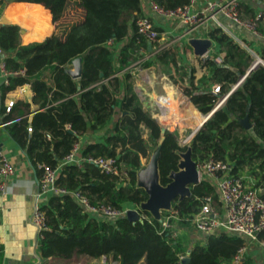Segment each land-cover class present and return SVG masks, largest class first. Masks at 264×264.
<instances>
[{
    "label": "trees",
    "instance_id": "trees-1",
    "mask_svg": "<svg viewBox=\"0 0 264 264\" xmlns=\"http://www.w3.org/2000/svg\"><path fill=\"white\" fill-rule=\"evenodd\" d=\"M17 1L35 2L20 3L9 10L15 21L27 26V38L35 40L46 35L52 27L50 16L55 29L43 40L22 44L17 24L0 23V52L10 72L7 82L1 84V98L19 85L28 84L32 91L30 100L18 99L8 111L1 105L3 128L23 150L39 177L38 164L57 168L80 135L87 129L105 126L119 102L120 116L114 122L113 132L103 141L87 144L80 155L114 157L121 164L120 173L103 172L87 161L81 165L69 162L58 170L57 183L69 190H81L93 204H133L139 213L136 220L126 216L99 219L70 193H51L47 202L41 204L48 225L40 243L41 256L45 260H70L80 255H104L117 264H183L182 256H189L186 264L229 261L244 243L238 234L219 228L207 233L203 244L192 245L173 236L177 227L191 224L190 218L203 195L214 192L217 201L216 187L211 181L201 180L191 185L189 196L173 199L175 218L168 217L167 227L163 226V218L159 220L140 207L147 198L146 191L136 185L141 159L148 158L159 146V182L165 185L171 180L169 174L178 169L179 151L184 148L174 130L162 132V124L142 107L128 69L135 65L159 66L172 82L183 86V93L197 110L208 113L245 74L247 54L223 63L212 56L200 59L199 67L205 70L202 77L209 75L219 84V90L214 91L195 83L194 68L181 70L176 46L150 53L149 43L135 23L141 16L142 0H76L82 10L81 18L64 29H60L59 20L73 0ZM154 1L168 8L188 3ZM209 36L217 43L240 49L220 27L212 29ZM76 57L81 59V73L73 78L67 68ZM137 60L140 61L133 64ZM178 72L180 76H176ZM243 116L252 124L248 129L239 122ZM190 149L194 160L213 157L229 162L232 173L237 175L243 165L249 164L254 168L256 184L264 182L263 63L254 67L194 132ZM263 236L264 228L258 232L259 238ZM2 259L0 247V264Z\"/></svg>",
    "mask_w": 264,
    "mask_h": 264
},
{
    "label": "built area",
    "instance_id": "built-area-1",
    "mask_svg": "<svg viewBox=\"0 0 264 264\" xmlns=\"http://www.w3.org/2000/svg\"><path fill=\"white\" fill-rule=\"evenodd\" d=\"M148 7L150 13L138 16L135 23L138 32L143 34L151 45L149 50L151 54L163 47H167L156 46L160 32L152 19L153 15H159L167 20H179L190 28L200 25L209 16L215 21H218L219 16H223L238 26L248 30L255 36H262L260 30L262 21L261 11H256L251 16L245 17L241 12L239 0H188V3L175 8H168L158 4L154 0H149ZM256 60L261 59L257 57L254 61ZM0 68L1 73L6 77V83L7 75L10 72L5 68L3 61L0 64ZM213 90L218 91L219 84H216ZM227 94L218 99L213 109H216L223 103ZM138 95L141 100L147 101L148 96H144L141 89ZM180 98L184 106L190 107L191 102L188 96L181 94ZM13 102V100L8 102L6 110H9ZM158 105V112L156 115L158 119H156L161 121L162 116L168 115V113L164 114L163 111H166L167 108L160 106L159 103ZM207 114L208 113H200V116H196L197 124L195 128L188 135L184 137L181 136L180 145L183 143H190L194 132L208 118ZM183 119L182 116L176 121L168 119L164 124H166L165 126L169 130H176L177 123ZM28 129L31 130V127H28ZM79 149V143L75 142L70 151L64 156L62 164L75 162L81 165L84 161H87L98 166L103 172L111 174L120 173L121 164H119L114 157L92 155L83 157L78 154ZM195 164L198 170L199 182L206 179L215 185L217 191L216 202H218L223 209L224 217L222 218L218 215L217 205L213 195L205 194L200 198L197 211L190 218L191 225L198 231H202L206 234L222 228L231 234H238L244 238V243L237 249L232 258L227 261L228 264H241L247 240L258 241L264 250V236L262 238L258 237V232L264 228V182L256 184V182L252 181L248 183L241 174L237 175L232 173V166L229 162L217 160L213 157L204 159L201 162L195 161ZM37 166L41 170V174L38 177L37 196L43 193H70L85 210L108 218L125 216L127 210L131 209L130 206L115 207L107 203L93 204L81 190H69L66 187L60 186L57 183V168H53L46 163H40ZM13 173L14 166L0 148V194L6 191L7 180ZM169 216L175 218V211L163 218L164 227L169 226L167 222ZM29 218L30 222L35 227L38 238L41 240L43 238V232L48 228V225L40 203L35 202ZM173 236H178L177 228L174 230ZM101 261L102 264H117L113 260L110 261L109 258L104 255L101 256Z\"/></svg>",
    "mask_w": 264,
    "mask_h": 264
},
{
    "label": "crops",
    "instance_id": "crops-1",
    "mask_svg": "<svg viewBox=\"0 0 264 264\" xmlns=\"http://www.w3.org/2000/svg\"><path fill=\"white\" fill-rule=\"evenodd\" d=\"M149 0H142L141 2V15L149 14L148 7ZM240 9L243 16H251L256 11H261L262 21L260 24V30L262 36L258 37L249 32L248 30L238 26L229 19L219 16L218 21H215L212 17H207L200 25L190 28L186 24L179 20H167L159 15H153L152 19L160 29H167L175 35L188 39L189 37H210L209 32L215 27H220L239 47L247 53L254 52L257 57L261 59L264 64V58L261 56L264 54V0H239ZM35 3L28 1L7 0L0 3V23H15L20 28L27 31V26L23 25L20 21H15L10 15V9L20 3ZM51 29L41 39L30 40L23 33H20V40L22 44H27L32 41L43 40L46 36L50 35L55 27L52 22V16H50ZM219 22V23H218ZM220 24V25H219ZM213 40V39H212ZM217 42L213 41L212 45H216ZM190 55L196 56L193 53V49L189 46L186 50ZM3 54L0 52V64L3 61ZM201 57V56H199ZM205 57V56H203ZM202 57V58H203ZM263 60V61H262ZM253 59L246 58V65H251ZM70 65L68 69L72 68ZM1 69V68H0ZM245 69V67H244ZM246 70V69H245ZM6 77L0 71V87L5 82ZM197 83L196 77L194 78ZM163 90L159 94H155L154 97L160 104V106L167 108L163 113L168 115L162 116V119L168 118L169 120L176 121L180 119V113L178 106L181 98L180 95L184 94L181 89L174 91V96L177 99L178 104L175 105V110L171 111L168 91L166 86L162 87ZM174 90V89H173ZM149 93V92H147ZM151 93L144 96H149ZM32 91L28 84L19 85L14 89L5 93L1 98L0 95V107L5 106L7 108L10 100L16 101L18 99L30 100ZM190 109L196 111L200 116V111L195 108L191 103ZM8 111V110H6ZM120 116L119 102L114 106L113 115L107 121L104 127L98 129H87L82 135L79 136L78 143L80 150H82L87 144L97 141H103L108 134L113 132L114 122ZM197 116V117H198ZM1 117V116H0ZM166 119V120H168ZM160 121V120H158ZM164 123V122H163ZM0 142L1 149L6 154L12 165L14 166L13 175L7 180V189L4 193L0 194V247L3 250V259L1 264H66L64 259H49L45 260L41 256L40 243L35 227L30 222V213L33 209L35 202L43 204L47 202L51 193H43L39 196L36 195L38 189V175L35 168L31 165L29 159L23 152V150L11 139L7 131L3 128L0 122ZM82 156V155H80ZM144 160L141 159V163L144 164ZM61 164L58 165L57 171L61 168ZM243 172V171H242ZM240 173L247 182H256V178L252 174ZM218 215L224 217L223 209L220 204L216 202ZM129 206V204H128ZM95 217L104 220H110V218L95 214ZM178 236L187 245L194 243L203 244L206 239V233L198 231L191 224L185 228H178ZM186 237V238H185ZM84 264H102L100 258H90L87 256H78ZM79 259V260H80ZM110 261H112L109 258ZM142 264V263H139ZM223 264H228L224 262ZM241 264H264V250L260 246L258 241L247 240L245 243V250L243 254V260Z\"/></svg>",
    "mask_w": 264,
    "mask_h": 264
},
{
    "label": "rangeland",
    "instance_id": "rangeland-1",
    "mask_svg": "<svg viewBox=\"0 0 264 264\" xmlns=\"http://www.w3.org/2000/svg\"><path fill=\"white\" fill-rule=\"evenodd\" d=\"M82 10L80 9L78 2L76 0H73L70 2L69 6L65 10L63 16L59 20V27L60 29H64L65 26L69 25L70 23L77 21L81 18ZM214 41V40H213ZM157 47L161 46H176L177 51L179 52V65L181 66V70H190L194 68L195 70V77L196 80L207 87H210L211 89L214 88V86L217 84L216 81L212 80L209 75L202 77V74L205 72L203 68L199 67V61L203 57L199 56H193L190 55L186 50L189 49V45L187 43V39L184 37H179L175 35V33L170 32L167 29H161L160 35L158 38V41L156 42ZM242 53H246V58L253 59V61L257 58L256 54L254 52L247 53L246 51H243V49L240 47V49H236L231 45L223 44V43H217L216 45H212L210 49L208 50V55L214 57L218 62H228L229 60H237L239 56ZM147 55V54H145ZM140 60L135 61L133 64L137 63ZM263 61V60H262ZM245 69H248V64L244 66ZM132 73L131 80L133 82V88L134 91L137 94L138 101L142 105V107L147 110L149 113L152 114L155 118H157V112H158V102L155 99L154 95L159 94L163 90V86H165L167 83L170 84L174 91L178 88L181 89L183 92V86L177 83L172 82L166 74L162 71V69L157 65H152L150 67L141 68L138 65H135L133 67H130L128 69ZM180 72L176 76L179 75ZM140 89L145 92L146 94L151 93L147 97V101L141 100L138 92H140ZM149 92V93H147ZM184 95V94H183ZM178 104V102H177ZM180 106H178V111L180 113V116H182L184 119L177 123L176 130H174L178 136V141L180 142L181 136L188 135L196 126L197 119L196 116H198V113L192 109L189 108V106H184L183 103H179ZM194 115V116H192ZM169 118V117H168ZM166 118V119H168ZM158 119V118H157ZM162 119L159 121L162 125H166L163 122H166L168 120ZM172 121V120H171ZM181 132V133H180ZM144 136H147L146 131H144ZM189 144L183 143L181 146L184 148L180 151V158L182 157V154H185V152L189 148ZM154 153V150L151 152V154ZM151 155L148 158H143L144 165L149 162ZM197 162H201L202 159L196 158ZM254 168L250 166L249 164H245L242 167L241 172L244 174H252V171ZM214 192H210V194L213 195ZM216 203V201H215ZM129 206L132 209L137 210V207L133 204H129ZM140 207L142 205L140 204ZM161 218H165L167 214L173 213L174 210L172 209V203L170 206L163 207L159 209ZM152 215V214H151ZM186 238V237H185ZM77 257H74L67 261L66 264H84V262Z\"/></svg>",
    "mask_w": 264,
    "mask_h": 264
},
{
    "label": "water",
    "instance_id": "water-1",
    "mask_svg": "<svg viewBox=\"0 0 264 264\" xmlns=\"http://www.w3.org/2000/svg\"><path fill=\"white\" fill-rule=\"evenodd\" d=\"M20 33L24 32L23 28H20ZM187 43L193 49V53L196 56H205L209 57L208 50L213 44V40L211 37H189L187 39ZM151 45L149 44L148 49L150 50ZM3 56V55H2ZM259 63H262L261 60H256L251 63L248 69L245 71L238 82L232 87V89L228 92V94L234 90L239 83L244 79V77ZM73 67L68 69V73L73 78H78L81 73V59L80 57H76L72 60ZM227 94V95H228ZM226 95V97H227ZM215 109H212L208 112L207 116L209 117ZM240 124L248 129L252 126L247 116H243L239 118ZM168 129L165 125L161 126V131L165 132ZM162 140V138H161ZM160 140V141H161ZM160 143V142H159ZM1 148V142H0ZM154 153L150 154L151 157L149 162L145 165L141 163L140 168L137 171L136 185L138 187H142L146 193V200L142 201L140 204L141 208L147 210L152 214L153 217L162 220L160 216L159 209L163 207L170 206L173 199L177 197L178 199H182L185 196H189L191 193V185L197 184L199 182L198 170L196 168L195 160L191 157V149L190 145L185 154H182V157L178 162V169L176 171H172L169 174L171 178L170 182L165 185H162L159 182V171H158V156H159V146L155 147ZM180 155V151H179ZM181 165H184V168H181ZM126 218L129 220H136L139 218V213L135 209H129L126 212ZM189 256H182L181 262L186 264L189 261Z\"/></svg>",
    "mask_w": 264,
    "mask_h": 264
},
{
    "label": "bare ground",
    "instance_id": "bare-ground-1",
    "mask_svg": "<svg viewBox=\"0 0 264 264\" xmlns=\"http://www.w3.org/2000/svg\"><path fill=\"white\" fill-rule=\"evenodd\" d=\"M166 89L168 91V99H169V104H170V109L171 111L175 110V105L177 103V99L174 96V90L173 87L170 84H166ZM181 168H184V165H181Z\"/></svg>",
    "mask_w": 264,
    "mask_h": 264
}]
</instances>
